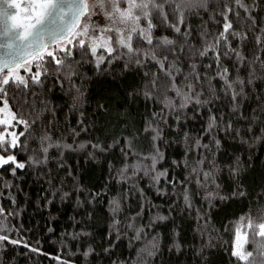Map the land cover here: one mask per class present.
Here are the masks:
<instances>
[{
	"label": "trees",
	"instance_id": "obj_1",
	"mask_svg": "<svg viewBox=\"0 0 264 264\" xmlns=\"http://www.w3.org/2000/svg\"><path fill=\"white\" fill-rule=\"evenodd\" d=\"M245 3L256 24L236 21L237 31H246L248 39H233L232 46L246 61L232 54L217 61L214 51L199 55L205 48L203 31L219 30L209 18L215 15L210 7L186 15L181 31L187 37L166 27L154 30V37L176 42V56L165 61L174 69V88L154 61L137 65L117 58L97 68L94 58L76 49L74 87L50 75L42 86L25 90L36 93L27 99L37 111L29 115L25 108L23 118L39 119L29 130L27 147L14 153L26 167L14 176L0 170V206L12 213L0 219L10 229L0 234L21 241L0 243V264H240L231 255L233 226L241 217L264 220V71L255 59L264 60V50L255 44V37L264 35L258 31L264 29V0ZM134 44L149 51L138 39ZM225 68L231 81H245L235 102L219 75ZM153 74L161 87L148 98L144 93L152 91ZM163 85L172 90L165 92ZM177 90L189 97L183 109ZM13 96L20 99L19 90L9 91L15 110ZM169 102L178 112L165 108ZM213 116L216 127L208 133ZM42 142L61 147L49 148L45 158ZM96 144L103 150L92 147ZM153 156L155 171L153 161L143 159ZM30 157L39 162L29 163ZM201 160L197 170L214 177L206 187L192 173ZM162 172L166 175L155 180ZM209 191L218 196L206 199ZM254 259L256 264L264 260Z\"/></svg>",
	"mask_w": 264,
	"mask_h": 264
},
{
	"label": "snow or ice",
	"instance_id": "obj_2",
	"mask_svg": "<svg viewBox=\"0 0 264 264\" xmlns=\"http://www.w3.org/2000/svg\"><path fill=\"white\" fill-rule=\"evenodd\" d=\"M210 7L215 15L209 18L219 25V30L215 33L206 29L203 31L205 48L199 52V55L205 56L209 51H214L217 61L221 55L230 54L235 55L240 61H246L247 58L232 46L233 39L238 42L248 39L246 31L243 33L237 31L236 21L245 19L253 26L256 24V19L245 0H215V3L213 0H0V170H10L14 176L17 170L26 167V164L19 161L14 153L16 150L23 151L27 147L29 130L37 123L39 116L31 120L23 118L25 108L31 110L29 115L37 111L34 102L30 104L27 99L28 95L35 96L36 93L25 90L30 89L32 85L42 86L50 75H55L57 82L67 80L69 86L74 87L72 77L77 74L73 65L76 49L83 50L86 56L94 58L97 68L105 61L110 63L112 59L117 58H127L128 63L137 65L154 61L160 73H163L174 88V69L165 61L168 60V55L176 56V42L167 36L154 37V30L158 27H166L187 37L189 33L181 31L186 15L199 10L208 12ZM239 10H243V16ZM216 16L220 19L217 20ZM258 31L264 32V29ZM134 39L142 41L143 45L149 47V51L146 52L135 45ZM255 44L259 49L264 50V35H257ZM221 47H223L222 52L219 51ZM184 50V48L179 49L180 52ZM158 53L162 59L158 57ZM255 59L260 61V68L264 71V60H261L259 55L255 56ZM125 66L127 67L128 64L126 63ZM219 75L225 81L226 90H232L231 99L235 102L243 91L245 81L242 79L231 81L226 68ZM247 83H252V79ZM234 85L240 87L239 92L234 90ZM60 86L64 87V84L61 83ZM160 87L159 76L153 74L152 91L145 92V96L152 98L154 91H158ZM13 88L19 90L21 97L20 99L16 96L12 97L16 100L15 110L9 101V91ZM163 88L165 92L172 90L167 85H163ZM190 91L193 97L197 96L194 89L190 88ZM176 95L185 101L179 103V109H183L187 106L186 101L189 97L182 96L179 90L176 91ZM163 99L167 100L168 97L164 95ZM195 103L200 104L201 101L196 98ZM169 107L178 112L175 104L171 102L165 104V108ZM235 110L234 107L233 111ZM215 120L214 116L210 117L206 130L208 133L216 127ZM17 125L23 126L24 130L15 131ZM227 127L231 128V124ZM21 137L25 139L21 140ZM48 139L47 136L43 138V140ZM155 139L156 136L153 137V140ZM215 143L219 145V141ZM51 147L61 146L42 142L40 154L45 155L46 158V153ZM67 147L70 148L71 145ZM92 147L103 150L99 144ZM202 147L208 146L202 145ZM129 152L125 155L127 156ZM143 159H151L153 161L151 168L155 171L156 157ZM36 162L39 161L29 158V163ZM203 163V160L197 161L192 173L197 183L201 187H206L210 179L214 181V177L211 172L197 170ZM128 167L130 165H126L123 171H127ZM231 171L236 175L239 167H233ZM165 175L166 173L163 172L157 173L154 179L159 181ZM201 176L203 181L199 179ZM216 188L218 189L219 185H216ZM239 195L244 193L241 191ZM214 196H218V193L209 191L206 199ZM219 198L227 199V197ZM184 200L190 207L187 192ZM10 215L11 212L5 214V209L0 206V219L6 220ZM160 219L167 218L160 217ZM8 231H10L8 225L0 223V233ZM233 232L231 255L240 264H256L254 259L256 255L264 258V220L256 223L250 216L241 217L233 226ZM137 236L139 237V232ZM2 242L21 243L19 240H10L6 234H0V243ZM152 247L156 248L154 241ZM149 255H152V252H149ZM261 264H264V260Z\"/></svg>",
	"mask_w": 264,
	"mask_h": 264
}]
</instances>
